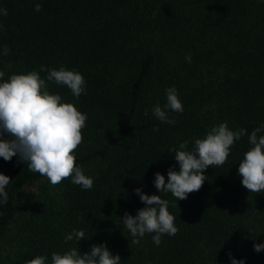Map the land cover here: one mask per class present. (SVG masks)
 Returning a JSON list of instances; mask_svg holds the SVG:
<instances>
[{"label":"trees","instance_id":"trees-1","mask_svg":"<svg viewBox=\"0 0 264 264\" xmlns=\"http://www.w3.org/2000/svg\"><path fill=\"white\" fill-rule=\"evenodd\" d=\"M0 9L7 10L0 13V82L35 70L50 94L87 115L74 155L93 179L90 190L71 178L53 186L18 155L0 157V172L11 179L0 204V264L38 255L50 264L53 252L84 253L101 242L120 264H231L229 252L264 264V249L253 248L264 243V192H248L238 173L248 134L264 124V0H0ZM41 66L78 71L86 94L74 98ZM173 86L183 112L166 110L175 120L167 124L152 108H163ZM221 122L246 131L227 162L209 166L187 199L159 193L155 173L167 182L169 167L179 171L169 150L185 140L193 150L194 138ZM136 188L168 200L175 216L178 232L162 235L159 246L154 233L133 244L122 224L125 212L145 207ZM73 229L86 239L65 242Z\"/></svg>","mask_w":264,"mask_h":264},{"label":"clouds","instance_id":"clouds-1","mask_svg":"<svg viewBox=\"0 0 264 264\" xmlns=\"http://www.w3.org/2000/svg\"><path fill=\"white\" fill-rule=\"evenodd\" d=\"M34 11H41V5L36 3ZM0 13L7 15L6 9ZM7 46L2 54L8 55ZM185 60L191 63V55ZM11 68V65H8ZM46 79L57 85H65L74 98L79 99L86 94L85 79L81 73L68 70L46 69ZM5 76L0 71V78ZM166 103L163 108L157 104L152 108L153 115L163 123L175 124L166 110L183 112V105L178 98L177 89L169 87L166 90ZM144 115H148L145 110ZM87 115L81 113L73 103L62 102L59 94H50L45 79L35 70L27 73L12 74L8 80L0 82V157L10 161L19 156V160L27 163L31 172L46 176L55 186L63 180L71 178V182L84 190L93 187V179L84 174L76 165L75 150L83 141L82 129L85 127ZM157 130L158 129H154ZM264 124L248 134L251 147L244 153L239 162L238 173L242 185L252 193L264 192ZM5 134L8 138H4ZM246 135L245 129L236 131L228 127L227 122L212 126L204 138H194L193 150H187L188 141L179 143L175 151V160L179 171L169 167L167 182L164 175L155 173L154 186L159 193H171L176 200L187 199L189 193L198 191L206 180L205 170L209 166L224 165L229 156L230 147L234 141ZM11 182L9 176L0 172V204L8 201L7 185ZM145 207L138 209L136 215L125 212L121 218L123 226L132 236V243L139 244L146 233H154L153 243H161L162 235L174 236L178 232L175 216L168 211L169 201L157 194H145L140 188L134 189ZM177 207V204H175ZM85 238L83 230L73 229L65 236V242L75 240L76 243ZM256 252L264 249V243H254ZM231 264H244L229 252ZM119 254L114 255L105 243L93 244L90 251L81 253L77 247L61 253L51 254L50 264H120ZM24 264H49L44 255L26 259Z\"/></svg>","mask_w":264,"mask_h":264}]
</instances>
